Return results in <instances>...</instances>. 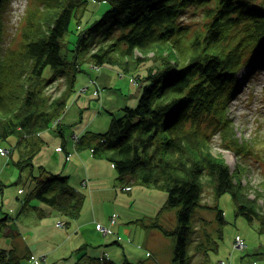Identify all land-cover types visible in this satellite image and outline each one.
Returning a JSON list of instances; mask_svg holds the SVG:
<instances>
[{"label":"trees","instance_id":"obj_1","mask_svg":"<svg viewBox=\"0 0 264 264\" xmlns=\"http://www.w3.org/2000/svg\"><path fill=\"white\" fill-rule=\"evenodd\" d=\"M53 1L46 0L47 7ZM85 1L62 0L57 8L52 5L51 20L43 32L31 36V31H26L21 48L7 52L0 61V140L18 131L22 136L38 134L51 122L59 124L76 72L84 69L82 64L89 61L91 66L99 67L110 63L131 73L147 59L146 55H136L135 49L143 53L153 49L157 67L148 69L143 76L137 104L124 105L119 114L112 115L104 132L85 130L73 136L74 146L88 147L92 155L111 162L120 185L139 183L166 190L161 209L177 207L176 226L168 229L155 217L139 220L146 227L172 236L170 264H190L192 216L197 206L216 209L217 236L222 235L221 226L226 221L223 210L201 201L204 176L216 196L230 191L236 212L249 221L256 219L264 230V211L245 193L229 164L210 153L211 136L207 130L211 120L224 124L228 121V102L248 74L264 64V3L101 0L107 1V8L79 27L81 14L76 11L83 9ZM188 5L202 6L208 21L203 32H196L182 47L179 38L184 35V24L180 17ZM72 17L76 18L78 31L69 47L63 38ZM231 28L233 33L229 32ZM114 30H119L115 36ZM244 66L247 68L239 79ZM58 77H63V88L48 93L47 88ZM139 79L133 77L134 82ZM58 132L63 134L61 127ZM11 152L9 147L3 153ZM29 159L30 156L15 163L23 166ZM33 178L32 188L26 197H21L23 204L35 198L69 216L79 214L84 195L69 184L67 175L40 166ZM38 213L43 215V209ZM211 238L208 235L206 242ZM216 245L217 241L211 247L215 249ZM207 247L202 241L194 245L196 252L206 253ZM21 258L14 247H0V264H21ZM88 264L144 262H117L103 256L91 257Z\"/></svg>","mask_w":264,"mask_h":264},{"label":"rangeland","instance_id":"obj_2","mask_svg":"<svg viewBox=\"0 0 264 264\" xmlns=\"http://www.w3.org/2000/svg\"><path fill=\"white\" fill-rule=\"evenodd\" d=\"M59 1L62 3V0H54L52 5L55 6H51L57 8ZM257 1L264 3V0ZM0 5L2 62L7 52L21 48L26 31H31V36L43 32L51 20L53 8L47 7L46 0H3ZM107 6V1L86 0L83 9L79 7L76 11L81 14L77 22L81 24L79 27L99 17ZM180 21L184 24V35L179 38L183 47L196 32H203L208 16L202 6L188 5ZM77 31L76 18L72 17L63 38L69 47L74 44ZM118 31L114 30L113 35ZM233 31L234 28L229 29L230 33ZM134 52L146 55L147 59L131 73L122 72L110 63L99 67L91 66L89 61L82 64L84 69L76 72L59 124L51 122L38 134L22 136L18 131L0 140L2 147L12 148L11 154H0V247H14L22 256L21 264H28L31 255L45 258L35 264H88L91 257L103 256L117 262L171 263L172 236L146 227L139 220L149 221L155 217L168 229L176 226L177 207L161 209L166 190L139 183L122 189L124 184L120 185L115 179L116 171L111 162L92 155L88 147L76 148L71 139L85 130L104 132L112 115L119 114L124 105L137 104L142 79L145 80L143 76L148 69L155 70L157 62H154L153 49L143 53L136 48ZM246 68L241 69L237 78L242 79ZM134 76L140 78L138 82H134ZM63 84V77H58L47 92L57 93ZM228 107L225 124L217 119L207 124L211 136L210 153L229 164L245 193L264 211V64L248 74ZM58 127L63 134L58 132ZM29 156V163L23 166L15 163ZM40 166L67 175L69 184L83 193L76 217L35 198L23 204L21 197H26L32 188L33 175L39 173ZM203 181L201 201L221 208L226 221L221 226L222 235L217 236L216 209L195 208L190 264H264V230L260 229L258 221H249L236 212L230 191L216 196L205 176ZM40 208L43 215L38 213ZM111 215L116 219L111 225L113 232L104 235L96 228V223L109 225ZM208 235L212 237L209 243ZM237 236L244 241V248L235 246ZM199 241L208 244L206 253L204 250L196 252L194 245ZM215 241L214 249L211 246Z\"/></svg>","mask_w":264,"mask_h":264},{"label":"built area","instance_id":"obj_3","mask_svg":"<svg viewBox=\"0 0 264 264\" xmlns=\"http://www.w3.org/2000/svg\"><path fill=\"white\" fill-rule=\"evenodd\" d=\"M55 121H57L55 119ZM0 152L3 153V152H8V148H5V147H2L0 146ZM128 188V186H122V189H126ZM115 216L114 215H111L110 218H109V225H104V224H101V223H96V228L98 230H100L102 232V234L106 235L107 233H111L113 232L112 231V228H111V225L115 223ZM62 224H64V222H61ZM234 244L236 247H241V248H244L245 247V243L244 241L242 240V238L240 236H237L234 240ZM40 259H45L43 256H34V255H31L30 256V260H29V263L28 264H35L36 262L40 261Z\"/></svg>","mask_w":264,"mask_h":264},{"label":"bare ground","instance_id":"obj_4","mask_svg":"<svg viewBox=\"0 0 264 264\" xmlns=\"http://www.w3.org/2000/svg\"><path fill=\"white\" fill-rule=\"evenodd\" d=\"M123 186H128V188H129V185H128V183H124V185ZM128 188H126V189H128ZM106 257V256H105ZM108 258V257H107Z\"/></svg>","mask_w":264,"mask_h":264}]
</instances>
